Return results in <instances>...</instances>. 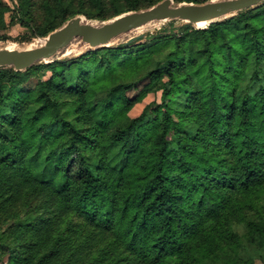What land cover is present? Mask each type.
<instances>
[{"label":"trees","instance_id":"obj_1","mask_svg":"<svg viewBox=\"0 0 264 264\" xmlns=\"http://www.w3.org/2000/svg\"><path fill=\"white\" fill-rule=\"evenodd\" d=\"M10 1L0 39L19 22L31 42L76 15L103 22L161 0ZM44 68L49 79L21 88ZM151 91L161 102L132 119ZM248 244L264 261V3L0 68L3 263L254 264Z\"/></svg>","mask_w":264,"mask_h":264},{"label":"water","instance_id":"obj_2","mask_svg":"<svg viewBox=\"0 0 264 264\" xmlns=\"http://www.w3.org/2000/svg\"><path fill=\"white\" fill-rule=\"evenodd\" d=\"M264 0H207L201 3L161 0L154 5L124 12L107 21L76 15L42 38L40 44L10 48L0 46V68L25 71L42 62H52L68 49H97L131 43L156 32L169 21L189 23L197 28L233 17ZM201 24V25H200ZM140 33L135 34V32Z\"/></svg>","mask_w":264,"mask_h":264},{"label":"rangeland","instance_id":"obj_3","mask_svg":"<svg viewBox=\"0 0 264 264\" xmlns=\"http://www.w3.org/2000/svg\"><path fill=\"white\" fill-rule=\"evenodd\" d=\"M3 2H6L10 5L13 6V3L10 0H2ZM85 18H87L85 15H83ZM7 21L8 23L12 20H14L15 15L14 12L11 11L9 14H7ZM88 19V18H87ZM88 20H92V19H88ZM92 21H96L99 22L97 20H92ZM207 27V26H206ZM176 31L178 33H181L183 30H178L179 28H175ZM8 34V39L3 38L0 39V45L1 46H6L8 44H14L17 47H24V46H29V45H36V44H40L42 42V38L36 37L34 38L31 42H30V33L28 31V29L26 27H24L23 25H21L19 22H16L15 24H13L12 26H9V29L6 32ZM140 33V31L135 32V34ZM88 51V49L86 48H79V49H75V51H70L69 53H67V50L64 51L63 54H61L58 59H65V60H69L72 59L74 57H78L79 55H82L84 53H86ZM43 63V62H42ZM44 63H50V62H44ZM67 75V73H66ZM52 76V72L50 71L49 68H44L41 71L38 72V74L34 75V76H30L28 81H26V83L24 85L21 86L22 89H31L33 88L36 83L40 80V79H49ZM69 78L72 80L73 78L71 76H69ZM149 81V79H148ZM148 81H144L143 83H141V85L139 87L136 88H132L130 89L127 94L129 96V98H135L138 97L139 93L141 92V89L143 88V86L148 82ZM69 83L73 84L74 81H69ZM162 99V93L161 92H148L142 99H140L138 102H136L133 106V108L131 109L129 115L132 119H135L136 117H139L145 110V108L147 106L152 105L153 103L157 102L160 103ZM238 230H240L239 232L241 234H245L246 231L243 229V227H240ZM245 239V238H244ZM244 245L248 243V241H246V239L243 241ZM241 249V252L246 255V258H250L252 260V263L254 264H264V261L262 260V257L260 256L259 252L251 245L248 244V249ZM1 253V252H0ZM1 255V254H0ZM10 259L9 256H7L5 258V262L3 263L1 260V256H0V264H7L8 260Z\"/></svg>","mask_w":264,"mask_h":264},{"label":"bare ground","instance_id":"obj_4","mask_svg":"<svg viewBox=\"0 0 264 264\" xmlns=\"http://www.w3.org/2000/svg\"><path fill=\"white\" fill-rule=\"evenodd\" d=\"M201 25V24H200ZM42 41H44V40H42ZM1 46V45H0ZM6 46H8V47H10V48H17V46L16 45H14V44H8V45H6ZM31 46H34V45H31ZM70 51H75V49L74 48H72V49H68L67 50V53H69Z\"/></svg>","mask_w":264,"mask_h":264}]
</instances>
